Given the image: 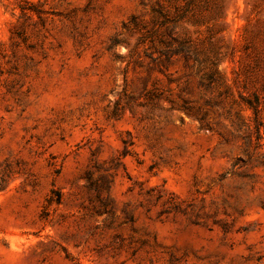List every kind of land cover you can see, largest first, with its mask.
<instances>
[{
    "label": "rangeland",
    "instance_id": "1",
    "mask_svg": "<svg viewBox=\"0 0 264 264\" xmlns=\"http://www.w3.org/2000/svg\"><path fill=\"white\" fill-rule=\"evenodd\" d=\"M0 264H264V0H0Z\"/></svg>",
    "mask_w": 264,
    "mask_h": 264
},
{
    "label": "trees",
    "instance_id": "2",
    "mask_svg": "<svg viewBox=\"0 0 264 264\" xmlns=\"http://www.w3.org/2000/svg\"><path fill=\"white\" fill-rule=\"evenodd\" d=\"M180 52L182 53H188V48H185L184 46H181L180 49H179ZM186 55V54H185ZM214 60L211 59L210 60V65H211V68H210V73L208 75H206V80L208 81V83H215V84H219V85H222L224 88H225V91L228 90V85L225 83V82H221L219 83V78L220 75H219V72L217 70V68H215V63L213 62ZM242 99V98H241ZM244 102V104L247 106V108L251 109L253 111V114L256 115L257 114V107H258V100H257V97L254 96V101H251V100H241Z\"/></svg>",
    "mask_w": 264,
    "mask_h": 264
}]
</instances>
